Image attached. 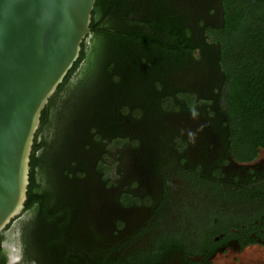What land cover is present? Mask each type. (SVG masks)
<instances>
[{
    "label": "flooded vegetation",
    "instance_id": "1",
    "mask_svg": "<svg viewBox=\"0 0 264 264\" xmlns=\"http://www.w3.org/2000/svg\"><path fill=\"white\" fill-rule=\"evenodd\" d=\"M221 7V0H170L154 13L150 0L126 1L128 12L116 23L121 37L128 31L153 35L154 30L165 37L167 22L183 24L195 52L162 56L154 50L159 57L147 60L160 64L157 77L165 89L172 85L194 92L198 101L157 109L158 115L149 121L144 114L129 122L130 135L119 138L132 146L135 158L128 164L123 157L118 161L114 180L100 177L92 168L97 182L86 192L87 203L61 201L65 173L55 175L53 239L48 244L41 239L47 225L39 218L37 240L39 206L17 234L20 257L33 264H217L251 247L264 249V151L253 159L235 156L220 108L199 100V92L205 93L212 78L210 71L201 69L208 64L201 46L209 42L207 28ZM97 13L96 20L104 15ZM107 22H112L110 16ZM91 29L89 35L97 36ZM86 46L85 39V51ZM170 66L176 74H166L163 67ZM139 121L148 122L143 127ZM86 142L79 148L82 155L73 156L80 168L71 172L89 176L86 151L94 145L85 149ZM99 157L93 156L92 166L100 164ZM4 260L9 261L7 256L0 258L3 264Z\"/></svg>",
    "mask_w": 264,
    "mask_h": 264
},
{
    "label": "trees",
    "instance_id": "2",
    "mask_svg": "<svg viewBox=\"0 0 264 264\" xmlns=\"http://www.w3.org/2000/svg\"><path fill=\"white\" fill-rule=\"evenodd\" d=\"M126 1L128 0H97L93 12L91 27L94 33L104 40L96 67H99V73L105 80L97 92V99L94 100L91 115L93 121L86 132L89 139L94 141L96 137L91 133L92 128L96 129L104 139L128 134L127 120L133 121L134 118L145 114L148 110L146 102L153 107L156 114L159 109L165 111L183 104L195 105L198 101L194 92L178 91L172 85H168L165 89L161 77H157L161 73L160 64L147 60L159 57L158 54H154V50L162 56L174 54L186 56L188 53H194L196 47L191 46L187 34L185 38L183 24L166 23L164 34L168 41L155 30L156 34L153 35L128 31L124 37H121L117 33L116 23L128 12ZM221 5L223 24L220 27L208 26L207 29L211 31L214 42L209 41L201 46V56L208 59L211 68L208 75L212 74V78L204 91V99L199 100L204 105L220 108L219 114L227 125L232 153L242 159H253L258 152L264 151V0H221ZM97 11L104 12L103 17L98 20L95 18ZM108 16L111 17L112 22L107 24L104 21ZM84 55L85 41L79 60L56 93L67 84ZM140 60L145 61L142 64L139 63ZM138 66L143 69L154 68L157 71L151 80L149 99L146 102L138 101V98H134L133 101L123 98L127 89L124 82L129 78L127 73L134 72ZM94 73L95 71L92 74ZM177 93L184 95L183 100L177 101ZM125 106L127 108L122 109ZM136 106H141L145 110L139 111L135 116L133 110ZM48 108L47 105L35 139L31 161V183L26 203V209L33 205H38L39 209L40 206L37 240H39V218L43 219L47 227H51L52 220L56 218L55 210L51 206L50 194L35 192V168L38 165L36 154L44 144L39 142V135L47 120ZM56 165L54 175L68 169L62 161L60 164L57 162ZM53 236L51 232L49 235H43L41 239L48 241V244ZM1 241L2 233L0 252ZM2 261L0 264H3Z\"/></svg>",
    "mask_w": 264,
    "mask_h": 264
},
{
    "label": "water",
    "instance_id": "3",
    "mask_svg": "<svg viewBox=\"0 0 264 264\" xmlns=\"http://www.w3.org/2000/svg\"><path fill=\"white\" fill-rule=\"evenodd\" d=\"M97 0H0V234L26 209L36 135Z\"/></svg>",
    "mask_w": 264,
    "mask_h": 264
},
{
    "label": "rangeland",
    "instance_id": "4",
    "mask_svg": "<svg viewBox=\"0 0 264 264\" xmlns=\"http://www.w3.org/2000/svg\"><path fill=\"white\" fill-rule=\"evenodd\" d=\"M169 2L170 0H150V10L154 13L159 12L161 9H165ZM98 15L99 11L97 13V16ZM223 21V13L221 12V14L212 21L213 23L211 22V25L220 27ZM207 35L208 41L214 42L213 35L209 29H207ZM103 43V38L95 34H91L86 38L87 46L83 60L73 72L64 88L59 93H56L48 103L47 120L42 126L39 135V142L44 144L40 146L36 154L38 165L35 168V192L50 194L49 197L51 198V202L53 201V190L51 189L55 183L54 170L57 166V162L60 164V161H62L65 167H68V169L59 171L56 174L62 176L63 173H65L63 177L66 181H63L64 186L60 193L61 195L64 194V196L61 201L64 203L75 201L81 204V202L84 201L85 203L88 202L89 196L86 195L87 190H92L96 187L97 179L93 171L94 168L99 171L98 174L100 177L114 180L117 175L116 171H118V161L123 157L125 160L127 159L128 164L130 158H135L136 153L132 151V146L127 144L124 139L114 137L112 141L111 139L104 141V138H102L103 136L94 128L91 129V133L96 137V141L89 139V135H86L89 129L88 127L93 121L91 115L94 109V100L97 99V92L102 86L103 81H105L104 77L99 73V67H96ZM167 69L166 74H176L174 66H170ZM201 69L204 70V72H209L211 70L210 64H204ZM93 71H95L94 75L92 74ZM156 74L157 71L154 68L143 69L141 66H138V69L136 68L134 72L130 71L127 73V77L129 78L124 82V86L127 87V89L123 98H129L131 101H133L134 98H138V101L146 102L149 99L151 80ZM199 96L200 99H204L205 93L199 92ZM180 97L184 98V95L182 94ZM146 103V108L148 107V110H146L145 115H148V119H145L149 121L151 120L149 117L158 115V112L155 114L153 107H151L148 102ZM123 108L126 109L127 107L125 106L122 107V109ZM143 110H145L143 107L136 106V109L133 111L136 116L139 111ZM148 121L139 122H142L141 125L144 127L146 126L145 123ZM128 122L131 121L127 120V123ZM154 124L156 123L153 122L152 125ZM142 126L133 125L134 129H142ZM86 140L87 142L83 145V148H90L91 145H94L90 148V151H86L88 155L87 164L90 166L88 172L89 176L87 174L84 175L82 171H78L79 173L76 174L71 172L73 169L76 170L80 168L79 163L76 161L77 159L73 156H75L76 153L82 155L83 150H79V148L82 147V143ZM98 143L102 144L100 145ZM58 152L60 153L59 155ZM95 154L99 155V159L101 160L100 164L96 167L92 166V158ZM141 154L142 153H139L138 155ZM54 157L56 158L53 159ZM196 196L197 195H195V199ZM37 208L38 205H35L31 207V209L24 211L21 216L12 221L2 232L1 244L4 247V252H0V258L6 259L7 256L9 261L5 263L4 260L5 264H33L24 257H20L19 252L22 244H19L17 234L24 223L33 217ZM50 226L51 227L46 228L47 235L55 229L53 224H50ZM217 264H264V249L251 247L239 255L234 256L228 263L219 262Z\"/></svg>",
    "mask_w": 264,
    "mask_h": 264
}]
</instances>
